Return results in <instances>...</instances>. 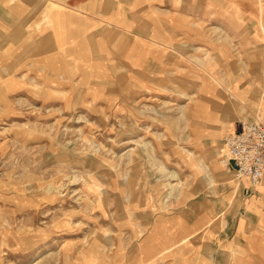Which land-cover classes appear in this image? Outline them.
Here are the masks:
<instances>
[{
    "label": "rangeland",
    "instance_id": "obj_1",
    "mask_svg": "<svg viewBox=\"0 0 264 264\" xmlns=\"http://www.w3.org/2000/svg\"><path fill=\"white\" fill-rule=\"evenodd\" d=\"M259 1L185 0L177 15L152 9V22L135 29L137 59L108 26L96 33L100 43L90 36L82 47L87 59L60 54L47 19L8 26L0 264H185L179 247L207 239L182 235L203 220V233L233 239L240 196L222 199L220 190L240 183L222 158L235 125L264 121ZM232 247L242 259L234 264H264L244 261L240 241Z\"/></svg>",
    "mask_w": 264,
    "mask_h": 264
},
{
    "label": "crops",
    "instance_id": "obj_2",
    "mask_svg": "<svg viewBox=\"0 0 264 264\" xmlns=\"http://www.w3.org/2000/svg\"><path fill=\"white\" fill-rule=\"evenodd\" d=\"M178 2L184 6L188 4L185 0H176L172 6L156 0H0V35H7L8 26L13 22H20L21 28L25 26L28 28L30 24L34 25V22L40 25L47 19L50 25L49 35L55 39L56 50H60V54L63 55L78 54L87 59L91 53L82 47L87 45L90 36L100 38L99 31L108 26L113 28V32H119L127 38L126 42L117 45L120 51L123 54L127 53L131 47L134 59H137L142 45L141 33L135 30L139 28V23L149 20L147 16L152 9L163 12L165 7L172 14L183 13ZM258 3L264 5V0ZM162 14L161 20L166 18ZM25 18L32 20L27 24L23 22ZM99 38L98 43L102 40ZM241 128L240 122L235 125L232 132ZM238 184L236 187L231 181L220 190L224 195L222 199L234 200L235 194L240 196L239 205L236 207L240 208V212L233 220V239L225 241L222 240L225 236H221L220 233H203L207 221L202 219L196 228L184 231L182 235L183 238L189 239L197 233L198 239L204 237L207 239L205 241L196 239L190 243L186 242L185 247H179V251L184 250L182 252L190 256H186L185 264H220L221 256L230 264H234L241 260L232 250L234 248L232 245L238 241L248 249L244 261L264 262V179L257 187H252L248 179H241Z\"/></svg>",
    "mask_w": 264,
    "mask_h": 264
},
{
    "label": "built area",
    "instance_id": "obj_3",
    "mask_svg": "<svg viewBox=\"0 0 264 264\" xmlns=\"http://www.w3.org/2000/svg\"><path fill=\"white\" fill-rule=\"evenodd\" d=\"M239 131L225 137L226 154L222 162L238 180L248 179L257 187L264 179V121L244 120Z\"/></svg>",
    "mask_w": 264,
    "mask_h": 264
},
{
    "label": "bare ground",
    "instance_id": "obj_4",
    "mask_svg": "<svg viewBox=\"0 0 264 264\" xmlns=\"http://www.w3.org/2000/svg\"><path fill=\"white\" fill-rule=\"evenodd\" d=\"M100 49V48H99ZM92 52V51H91ZM77 58V57H76ZM80 61V60H79ZM81 63V62H80ZM72 67V66H71ZM76 67V66H75ZM76 74V73H75ZM63 76V75H62ZM70 76V75H69ZM73 76V75H72ZM218 129V128H217ZM218 138V137H217ZM223 152V151H222ZM58 184V183H57ZM49 188V187H48ZM54 190V189H53ZM53 192V191H52ZM49 196V195H47ZM164 254V253H163ZM243 258V257H242ZM251 258V257H250ZM242 260V259H241ZM255 264V263H254Z\"/></svg>",
    "mask_w": 264,
    "mask_h": 264
}]
</instances>
